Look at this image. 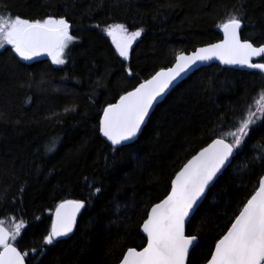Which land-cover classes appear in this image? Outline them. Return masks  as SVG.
<instances>
[{"label":"trees","instance_id":"1","mask_svg":"<svg viewBox=\"0 0 264 264\" xmlns=\"http://www.w3.org/2000/svg\"><path fill=\"white\" fill-rule=\"evenodd\" d=\"M240 13L241 39L264 44V0H0V15L63 17L74 37L60 65L0 48V221L9 231L23 221L13 243L28 252L26 264H116L129 247L144 245L140 226L149 208L191 156L234 131L249 105L256 110L264 73L198 69L154 108L138 138L116 151L99 132L101 113L178 54L220 40L219 26ZM116 23L141 30L128 59L105 35ZM245 140L186 226L198 236L187 264H205L258 186L264 163L253 158L264 155V118ZM64 200L85 207L72 234L40 252Z\"/></svg>","mask_w":264,"mask_h":264},{"label":"snow or ice","instance_id":"2","mask_svg":"<svg viewBox=\"0 0 264 264\" xmlns=\"http://www.w3.org/2000/svg\"><path fill=\"white\" fill-rule=\"evenodd\" d=\"M242 15H231L219 26L224 34L221 42L197 48L190 55H177L173 67L157 71L132 91L121 95L117 103L103 109L99 132L114 151L118 150L116 146L125 145L137 136L153 102L182 73L191 70L197 63L217 59L222 64L242 65L264 73V63L252 62L253 57L264 58V44L254 46L249 40L241 39ZM69 29L70 25L63 17L30 20L19 15H0V48L10 45L12 51L24 60L46 52L54 64H64L65 49L74 39ZM104 31L124 59H128L133 41L141 35V30L129 32L120 23L108 25ZM254 104L255 111L249 105L246 115L235 118L238 126H230L235 128L234 131L212 139L176 172L170 191L163 200L151 206L147 218L143 220L141 229L146 236V245L140 250L129 247L120 264H185L190 248L198 242L197 235L186 234V224L191 222L206 189L214 184L222 170L231 165V159L246 143L250 127L264 118V89ZM210 134H216L215 128L210 130ZM226 136L231 140H227ZM51 150L54 151V146ZM257 159L264 163V155L253 158L254 161ZM95 191L98 193L101 189L96 188ZM84 207L85 202L80 200L59 203L51 229L44 236L39 251L54 245L58 238L68 236L73 231L77 213ZM2 224L3 221H0V264H25L28 252L18 250L12 243L21 235L25 227L23 221L16 224L13 231L6 230ZM207 264H264V175L259 177L258 186L238 209V215L230 221V227L216 239Z\"/></svg>","mask_w":264,"mask_h":264},{"label":"water","instance_id":"3","mask_svg":"<svg viewBox=\"0 0 264 264\" xmlns=\"http://www.w3.org/2000/svg\"><path fill=\"white\" fill-rule=\"evenodd\" d=\"M224 39V34H223V31L221 30V38H220V40H218V41H216V42H213V43H209V44H215V43H219V42H221L222 40ZM209 44H205V45H202V46H199V47H197V48H202V47H206L207 45H209ZM259 45H261V44H259ZM259 45H254V46H259ZM197 48H195L194 50H192V51H190V52H187V53H181V54H185V55H190L192 52H194ZM37 58H39V59H44V60H46V59H49L51 56H49L46 52H41L38 56H36ZM259 58H261V57H253L252 58V62H253V60H256V59H259ZM175 63H176V60L174 61V63L170 66V67H173L174 65H175ZM253 63H255V62H253ZM211 64H216V65H218V66H221V67H223V68H231V69H236V70H242V71H259L258 69H251V68H248V67H246V66H242V65H226V64H222L219 60H217V59H212V60H209V61H207V62H203V63H197L191 70H189V71H187V72H185V73H182L181 74V76L180 77H178L170 86H169V88L168 89H166L165 90V92L160 96V97H158L157 98V100L156 101H154L153 102V106H152V108L149 110V115H148V117H146V119H145V122L142 124V126H141V130L137 133V136L135 137V138H133V140H131V141H128V142H126V143H131V142H134L137 138H138V136L140 135V133H141V131H142V129L144 128V126L146 125V122H147V120H148V118H149V116H150V114L153 112V110H154V108L160 103V102H162V100H164L165 99V97L179 84V83H181L183 80H185L186 78H188V76H190L192 73H194L195 71H197L198 69H200V68H202V67H207V66H209V65H211ZM169 68V67H168ZM165 69H167V68H165ZM160 71V70H159ZM154 75V74H153ZM150 78V77H149ZM148 78V79H149ZM141 82H143V81H141ZM141 82H139V83H141ZM139 83L135 86V87H137L138 85H139ZM134 87V88H135ZM133 88V89H134ZM133 89H131V90H129V91H132ZM129 91H127V92H129ZM126 93V92H125ZM125 93H123L122 95H124ZM120 98V97H119ZM119 98L116 100V101H114L113 103H111V104H115V103H117L118 101H119ZM103 116V112H102V115H101V117ZM100 117V118H101ZM101 136H102V134H101ZM103 137V136H102ZM103 139L110 145V146H112L111 144H110V142H108L107 141V139L105 138V137H103ZM211 143V142H210ZM207 145H205L204 147H206ZM113 147V146H112ZM200 150H198L197 152H199ZM196 152V153H197ZM195 153V154H196ZM194 154V155H195ZM189 159H191V157L189 158ZM188 159V160H189ZM187 160V161H188ZM232 160V159H231ZM187 161L185 162V163H187ZM184 163V164H185ZM183 164V165H184ZM183 167V166H182ZM180 170V169H179ZM222 172H223V170H222ZM221 172V173H222ZM221 173H219L218 174V176L221 174ZM262 175H264V171H263V174ZM175 177V176H174ZM217 179V178H216ZM215 179V180H216ZM215 182V181H214ZM211 187V186H210ZM171 188V187H170ZM170 191V190H169ZM207 191H208V189H206V193H207ZM206 195V194H205ZM205 197V196H204ZM204 197L200 200V202H199V205L201 204V202L203 201V199H204ZM165 198V197H164ZM163 198V199H164ZM163 199H161V200H163ZM160 200V201H161ZM160 201H158V202H156V203H159ZM155 204V203H154ZM198 205V206H199ZM151 208V207H150ZM150 208H149V210H150ZM198 208V207H197ZM56 210V209H55ZM55 210H54V213H53V218H54V214H55ZM148 210V211H149ZM81 211V210H80ZM79 213L80 212H78L77 213V215H76V221H77V218H78V216H79ZM238 215V214H237ZM53 218H52V220H53ZM147 218V215H146V217H145V219ZM143 223V222H142ZM75 225H76V223H75ZM75 225L73 226V230H74V228H75ZM142 225V224H141ZM186 226H187V224H186ZM4 227V226H3ZM230 227V226H229ZM5 228V227H4ZM6 229V228H5ZM7 230V229H6ZM227 231V230H226ZM73 232V231H72ZM71 232V233H72ZM71 233H69L68 234V236L71 234ZM140 233H141V235L145 238V243H144V245H146V242H147V240H146V236H145V234L142 232V229H141V226H140ZM68 236H65V237H60V238H58V239H63V238H66V237H68ZM143 245V246H144ZM142 246V247H143ZM141 247V248H142ZM194 247V246H193ZM192 247V248H193ZM141 248H139V249H137V250H140ZM192 248H190V251L192 250ZM19 250V249H18ZM190 251H189V254H190ZM123 258V257H122ZM122 258H121V260H122ZM210 258V257H209ZM120 260V261H121ZM120 261L118 262V263H116V264H120ZM187 261H188V258L186 259V262H185V264H187ZM25 264H26V261H25ZM205 264H207V261L205 262Z\"/></svg>","mask_w":264,"mask_h":264},{"label":"rangeland","instance_id":"4","mask_svg":"<svg viewBox=\"0 0 264 264\" xmlns=\"http://www.w3.org/2000/svg\"><path fill=\"white\" fill-rule=\"evenodd\" d=\"M129 32H132V31H129ZM105 33V32H104ZM107 33H105V35H106ZM110 38V40H111V42H112V39H111V37H109ZM137 40V39H136ZM135 40V41H136ZM135 41H133V43H132V45L135 43ZM74 42V40L73 41H71L70 43H69V45H71L72 43ZM113 44V43H112ZM69 47V46H68ZM113 47H114V49L116 50V47H115V45L113 44ZM132 47V46H131ZM131 49V48H130ZM130 49H129V51H130ZM66 50H67V48L65 49V52H66ZM116 52H117V50H116ZM118 53V52H117ZM119 54V53H118ZM32 59H35L34 57L32 58ZM63 59H65V53H64V56H63ZM31 60V59H30Z\"/></svg>","mask_w":264,"mask_h":264},{"label":"bare ground","instance_id":"5","mask_svg":"<svg viewBox=\"0 0 264 264\" xmlns=\"http://www.w3.org/2000/svg\"><path fill=\"white\" fill-rule=\"evenodd\" d=\"M180 54H181V53H180ZM178 55H179V54H178ZM34 58H35V59H39V58H37L36 56H34ZM174 61H175V60H174ZM173 63H174V62H173ZM173 63H172V64H173ZM172 64H171V65H172ZM171 65H170V66H171ZM170 66H169V67H170ZM166 68H168V67H166ZM163 69H165V68H163ZM160 70H161V69H160ZM162 101H163V100H162ZM160 103H161V102H160ZM101 115H102V113H101ZM100 117H101V116H100ZM99 121H100V118H99Z\"/></svg>","mask_w":264,"mask_h":264}]
</instances>
